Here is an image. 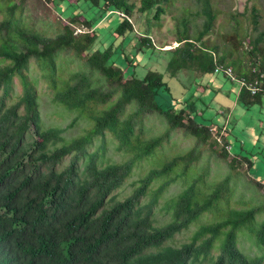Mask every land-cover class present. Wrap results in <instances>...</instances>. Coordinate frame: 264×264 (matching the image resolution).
<instances>
[{"label":"trees","instance_id":"trees-1","mask_svg":"<svg viewBox=\"0 0 264 264\" xmlns=\"http://www.w3.org/2000/svg\"><path fill=\"white\" fill-rule=\"evenodd\" d=\"M39 1L0 0V264H262V256H248L237 247V233L242 231L264 250V221L257 219L264 213L260 181H253L262 188L260 204L227 208L232 193L230 174L207 183L201 173L165 201L168 219L155 224L153 208L173 181L170 174L178 167L185 172L197 157V145H206L210 153L224 160L228 170L242 161L246 167L251 163L239 152L229 157V148L217 147L213 135L222 125H215L211 132L213 123L203 122L205 106L197 111L190 96L168 101V87L157 71L147 70L137 78L115 64L111 46L90 49L97 36L93 26L104 14L119 12L111 34L122 38L134 30L129 20L133 12L153 9L152 17L157 19L163 11L160 0H46L65 7L82 1L95 12L87 18L73 11L46 26L28 14ZM200 11L199 38L208 33L215 18L208 0H201ZM258 18L252 7L254 36L246 41L245 67L235 58L228 59L230 51L216 56L213 46L210 61L201 63L203 69L213 72L212 60H216L245 80L264 73V31L257 30ZM75 27L82 30L75 31ZM138 41V51L153 46L147 37ZM175 42L188 46L177 44L174 50L188 51L194 46L184 35ZM119 55L122 58L121 51ZM67 56L77 61L76 69L66 71L61 79L57 61ZM186 58L198 60L199 56ZM123 60L125 66L130 65ZM31 62L45 71L51 102L86 117L89 126L83 133L65 138V127L42 126L36 88L27 74ZM172 64L170 60L166 67L171 69ZM15 77L21 88L12 99ZM263 96L241 89L236 100L247 110L260 104ZM150 115L159 117L165 129L140 136L143 120ZM173 131L194 139V147L147 169L126 196L114 200L113 191L135 163L152 156ZM106 134L115 140L117 151L126 153L125 158L103 160ZM222 139L229 146L227 134ZM220 203L225 208L218 209ZM216 209L221 219L199 224L178 246L166 244L202 214Z\"/></svg>","mask_w":264,"mask_h":264},{"label":"rangeland","instance_id":"rangeland-1","mask_svg":"<svg viewBox=\"0 0 264 264\" xmlns=\"http://www.w3.org/2000/svg\"><path fill=\"white\" fill-rule=\"evenodd\" d=\"M208 1L215 18L211 29L200 38L198 33L203 20L200 11L201 0H160L159 4L163 11L157 19L152 17L153 9L142 13L135 11L129 18L134 30L127 32L122 38H113L111 34L112 27L119 21L117 10H111L104 14L93 26L97 36L90 47L91 50L111 46L113 50L111 59L116 65L123 67L126 74L142 78L147 70L157 71L168 87L169 92L165 95L168 101L172 98L181 101L190 96L189 100L195 99L197 111L205 106L202 109L203 122L213 123L211 124L213 125L211 132H214L215 125H222L218 134L213 135L218 143L217 147L225 146L224 148L227 150V145H224L222 137L231 132L230 128L233 122L237 127L243 129L242 131L235 130L238 131L235 135L236 139L231 136L228 137V145L232 146L231 150L228 149V156L230 157L235 152V147L242 143L243 152L240 154L248 157L251 161L250 165L246 167V163L242 161L236 165L234 170H228L224 160L213 152L210 153L206 145H197L195 150L197 157L189 163L185 172H180L182 167H178L170 174L174 179L165 188L153 208L155 224H161L168 219V211L164 207L165 201L201 173H203L204 181L207 183L220 179L226 173L230 174L232 193L228 199L227 208L241 209L262 202L260 195L262 188H257L253 181H260L264 186V111L257 112L256 105L251 106L248 110L240 107L235 102L236 84L229 81L221 73L205 71L203 64L210 61L213 55L210 49L216 46L217 51L216 53L213 52L216 56L222 52L230 51L227 56L228 59L235 58L239 60L242 68L246 66L247 55L244 48L247 38L250 35L254 36L250 22L251 9L253 7L259 16L257 30L264 31V0ZM39 2L29 10L28 14L33 20L44 23V26L56 22L60 16L63 18L73 11L79 12L87 18L94 17L93 14L95 13L93 8H89L82 1L71 6L66 5V7L60 3L59 6L65 7L64 10L59 6H53L46 0ZM60 10L62 11L60 12ZM2 16L3 12H0V18ZM80 30L82 27H75V31ZM183 35L194 43V46L191 45L188 51L181 49L187 47V43L175 42ZM143 37H147L153 46L138 51L135 49L138 47V39ZM241 41L242 44H239ZM177 44L181 48L177 47L178 49L174 50ZM143 45L145 46L146 43ZM115 49L118 52L115 53ZM120 51L122 58L119 55ZM194 54L199 56L198 60L186 58ZM123 58L130 63L129 66H125L127 63ZM170 60L173 62L171 69L166 67ZM57 64L61 70V79H63L66 76V71L76 69L77 61L67 56L58 60ZM27 74L28 78L33 80L36 88L42 126L65 127L66 129L62 133L65 138L83 133L89 126L85 116H77L76 111L67 110L61 105L51 102L52 90L43 77L45 71H41L34 62H31ZM20 88L19 78L15 77L13 79L12 99L19 95ZM227 111H230V114L224 118ZM74 117L75 120H73ZM235 118L237 119L235 120ZM256 118L262 122V127H255ZM70 123L71 125L68 126ZM164 129V122L156 115H150L143 120L140 136L156 135ZM99 141L96 140L95 143L97 144ZM104 142L102 156L104 161L117 162L125 158L126 153L116 150V142L110 135H105ZM194 143V139L183 135L180 131L170 132L167 141L163 142L152 156L135 163L130 175L118 189L113 191L114 200L126 196L132 189L135 180L143 175L147 169L157 166L160 161L173 155L186 153L194 147ZM156 184H153L152 187H155ZM222 208H225L224 204L220 203L218 209L221 210ZM220 217L217 209L211 213L206 212L186 230L175 234L166 244L178 246L189 239L192 231L199 224L210 223L221 219ZM257 219L264 221V213L257 215ZM252 240L253 237L247 232L239 231L237 233V247L248 256H262V264H264V250L257 248Z\"/></svg>","mask_w":264,"mask_h":264},{"label":"built area","instance_id":"built-area-1","mask_svg":"<svg viewBox=\"0 0 264 264\" xmlns=\"http://www.w3.org/2000/svg\"><path fill=\"white\" fill-rule=\"evenodd\" d=\"M213 61V73H221L229 81L236 84V94L241 90L245 89L250 94L262 93L264 94V73H258L257 76H254L250 80H245L242 77H236L233 71L228 70L226 67H223L222 64L217 63L216 60ZM224 129V127H223ZM229 148V146H227Z\"/></svg>","mask_w":264,"mask_h":264},{"label":"crops","instance_id":"crops-1","mask_svg":"<svg viewBox=\"0 0 264 264\" xmlns=\"http://www.w3.org/2000/svg\"><path fill=\"white\" fill-rule=\"evenodd\" d=\"M237 89V88H236ZM235 102H237V100H236V92H235ZM240 105V104H239ZM240 107H241V105H240ZM256 107H257V112H260V111H264V96L262 97V100H261V103L260 104H257L256 105ZM244 110H246V109H244ZM248 110V109H247ZM219 113H221L222 114V112H220L219 111ZM228 114H230V111H227V113H226V115H224L225 117L224 118H227L228 117ZM237 118H235V120H236ZM229 120V119H228ZM256 120H257V124L255 123V127H262L263 126V124H262V122L259 120V119H257L256 118ZM245 128H246V126H244ZM243 130L242 128H239V127H237L235 124H234V122L232 123V126H231V128H230V130H231V132H229V133H226L227 134V136L229 137V136H231V137H233L234 139H236V137H235V135L238 133V131H235V130ZM243 144L242 143H239V145L238 146H236L235 147V152H239V153H241V152H243V146H242ZM230 148V150H231V148H232V146H229ZM234 153V152H233Z\"/></svg>","mask_w":264,"mask_h":264},{"label":"bare ground","instance_id":"bare-ground-1","mask_svg":"<svg viewBox=\"0 0 264 264\" xmlns=\"http://www.w3.org/2000/svg\"><path fill=\"white\" fill-rule=\"evenodd\" d=\"M228 70H231V69H228Z\"/></svg>","mask_w":264,"mask_h":264}]
</instances>
